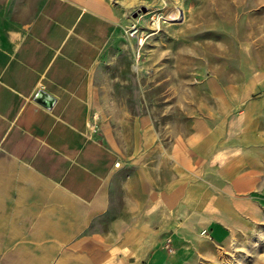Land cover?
Masks as SVG:
<instances>
[{
	"label": "crops",
	"instance_id": "0c3cea01",
	"mask_svg": "<svg viewBox=\"0 0 264 264\" xmlns=\"http://www.w3.org/2000/svg\"><path fill=\"white\" fill-rule=\"evenodd\" d=\"M124 16L0 0V264H216L260 220L264 73L180 112Z\"/></svg>",
	"mask_w": 264,
	"mask_h": 264
},
{
	"label": "rangeland",
	"instance_id": "374dc122",
	"mask_svg": "<svg viewBox=\"0 0 264 264\" xmlns=\"http://www.w3.org/2000/svg\"><path fill=\"white\" fill-rule=\"evenodd\" d=\"M109 1L124 13L129 32L133 25L139 29L130 45L134 67L159 74L165 104L174 102L180 112L187 97L202 106L217 86L249 85L264 73V0ZM179 120L186 127L182 114ZM260 191L262 214L252 234L239 237L236 250L222 253L216 264H264Z\"/></svg>",
	"mask_w": 264,
	"mask_h": 264
},
{
	"label": "built area",
	"instance_id": "2783aa9c",
	"mask_svg": "<svg viewBox=\"0 0 264 264\" xmlns=\"http://www.w3.org/2000/svg\"><path fill=\"white\" fill-rule=\"evenodd\" d=\"M130 37H135L136 34L139 33V29L137 28V25H133L130 30ZM141 40V39H140ZM141 42V41H140ZM138 59H140V56H138Z\"/></svg>",
	"mask_w": 264,
	"mask_h": 264
},
{
	"label": "water",
	"instance_id": "95a60500",
	"mask_svg": "<svg viewBox=\"0 0 264 264\" xmlns=\"http://www.w3.org/2000/svg\"><path fill=\"white\" fill-rule=\"evenodd\" d=\"M43 95V94H42Z\"/></svg>",
	"mask_w": 264,
	"mask_h": 264
}]
</instances>
